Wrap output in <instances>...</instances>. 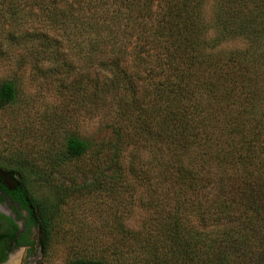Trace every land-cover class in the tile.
I'll return each instance as SVG.
<instances>
[{"label":"trees","instance_id":"trees-1","mask_svg":"<svg viewBox=\"0 0 264 264\" xmlns=\"http://www.w3.org/2000/svg\"><path fill=\"white\" fill-rule=\"evenodd\" d=\"M18 49L25 75L55 82L60 110L72 103L104 122L101 138L60 128V144L41 152L52 165L23 149L0 155L20 181L6 194L43 254L66 198L87 192L105 210L89 237L110 239L87 249L65 238L80 245L69 264H264V0H0V59ZM9 71L0 112L18 101ZM55 166L72 184L50 183ZM135 192L155 218L134 230L123 216ZM0 217L13 241L16 225ZM149 238H169L167 252Z\"/></svg>","mask_w":264,"mask_h":264},{"label":"rangeland","instance_id":"rangeland-1","mask_svg":"<svg viewBox=\"0 0 264 264\" xmlns=\"http://www.w3.org/2000/svg\"><path fill=\"white\" fill-rule=\"evenodd\" d=\"M207 15L210 19L212 16V2H209L207 7ZM238 42L231 43L235 45ZM14 57L9 59H0V80L7 78L10 74L9 70L15 72V77H18V101L15 105L10 108L5 109L0 112V155L2 157L7 156L11 151H17L21 154L23 149L26 153L31 154V158L37 163H43V166L47 164H54L51 151L41 153L46 147L56 148L62 140V134L60 128L67 129L70 124H76L79 133L83 137H95L101 138L104 134L102 125L104 122L102 116L92 115L82 109L81 107L72 105V103H67L65 110H60L61 98L57 92L55 82L47 81L38 75H28L23 73L31 72V68L21 67V59H16L21 57V49L12 52ZM21 74H24L21 84ZM22 96V97H21ZM63 102V101H62ZM37 152V153H35ZM43 154V155H42ZM59 169L55 166V169H51L49 178L50 183L61 182V184L70 185L73 182L72 173L62 172L59 173ZM83 174L79 171L75 172V179L77 184L83 182ZM32 195L38 197L41 193H37V190L30 188ZM144 192V191H143ZM87 193V192H86ZM86 193H81L76 196L67 197L65 203L61 206L60 214L62 217V222L57 230L60 231L58 234V239H56L55 244L52 249L47 253L43 254L40 251L38 245L39 231L35 233V238L37 241L33 243L32 252L30 255L24 254L22 258V264H69L70 261L74 260L76 257L73 254V247L80 246L77 242H66L68 238H79L84 240L83 246L87 249H91L92 241L97 243L95 247L104 244L107 239L110 238H91L92 231L94 234H98L97 230L104 223L105 210L101 206L103 203L101 198H96L98 200V205L93 201L87 200ZM139 192H135L128 199V211L124 214L123 221L130 229H139L142 224L149 222L154 223V211L152 208H145L137 203L139 199ZM92 196V195H91ZM125 196H130L129 194H124ZM99 197V196H97ZM102 202V203H101ZM2 211L7 212L4 206H2ZM121 208V207H120ZM86 225V230L83 233H78L74 231V225ZM118 240V238H112ZM146 238H142L144 240ZM151 242H163L164 246L160 248L164 254L167 252V241L169 238H149ZM209 240V238H205ZM83 242V241H82ZM143 242V241H142ZM82 246V245H81ZM145 247V245H143ZM148 246L146 245L145 249ZM86 252H88L86 250ZM19 250L13 251L9 254L7 260L2 262V264H12L14 263L16 256H19ZM89 254V252H88ZM22 255V252H21ZM199 256H204L206 254H197ZM159 256V255H157ZM11 257V258H10ZM149 259L152 262V254L147 253L146 256L142 257ZM12 259V260H11ZM201 260V258H200Z\"/></svg>","mask_w":264,"mask_h":264},{"label":"flooded vegetation","instance_id":"flooded-vegetation-1","mask_svg":"<svg viewBox=\"0 0 264 264\" xmlns=\"http://www.w3.org/2000/svg\"><path fill=\"white\" fill-rule=\"evenodd\" d=\"M0 168L4 172H9L10 175L14 178L15 182L18 183V185L14 189L8 190L2 184L3 179H0V216L10 218L17 227L16 230H14L15 238L13 239V241H10V238L6 235L13 231V226L8 221L0 217V234L3 237L6 236L5 238H2L3 244L0 247V256L2 257L4 254H6L8 258L11 252L19 250L20 254L19 256L13 257L15 258V260L14 263L12 261V264H22L21 260L24 254L30 255L32 252L33 243L37 241V238H35L37 227L35 225L30 226L29 232H26V229L28 227L27 222L25 221V217L27 216L26 209L21 208L17 203L12 202L6 194V192H15L18 189L20 185L19 177L2 167ZM2 206L5 207L7 212L2 211ZM28 207L30 210L31 206L29 205ZM24 233L26 234V238L23 237ZM31 242L32 244H30ZM0 264H2V262Z\"/></svg>","mask_w":264,"mask_h":264},{"label":"water","instance_id":"water-1","mask_svg":"<svg viewBox=\"0 0 264 264\" xmlns=\"http://www.w3.org/2000/svg\"><path fill=\"white\" fill-rule=\"evenodd\" d=\"M0 179H3L2 184L8 189H14L18 183L15 182L14 178L10 175L9 172H4L1 168H0Z\"/></svg>","mask_w":264,"mask_h":264}]
</instances>
